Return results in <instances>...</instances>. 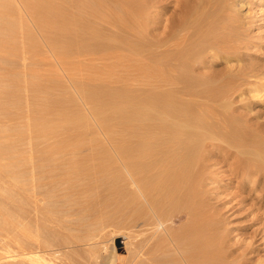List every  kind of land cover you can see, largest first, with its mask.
I'll use <instances>...</instances> for the list:
<instances>
[{"label":"rangeland","instance_id":"1","mask_svg":"<svg viewBox=\"0 0 264 264\" xmlns=\"http://www.w3.org/2000/svg\"><path fill=\"white\" fill-rule=\"evenodd\" d=\"M60 1L53 0L54 5ZM85 1L67 0V15L87 17L81 7ZM146 1L147 28L135 27L141 34L127 38L134 47L118 51L128 52L135 60L125 53L116 60L112 47L94 48V43H114L105 35L116 28L96 24L100 31L89 36L80 21L74 24L77 29L64 23L65 19L62 29L50 27L43 15L35 17L37 0H0V169L4 181L0 182V264H184L180 259L188 254H194L197 261L213 258V264H264V176L234 175L229 170L237 157H246L238 147L242 142L247 144L240 148L259 146L264 151V0H204V6L202 0H180L186 7L182 6L183 11L176 9L177 0ZM68 31L73 32V41ZM171 31L172 39L165 38ZM217 46L221 49L214 56L210 48ZM161 97H170L178 109L176 115L190 114L191 128L205 138L197 143L201 165L195 175H201L202 190L211 197L207 214L212 224L203 222L206 230L200 229L201 238L195 235V248L188 240H179V235L186 234L187 215L166 199L154 209L158 196L149 203L143 194L134 192L127 170L116 157L117 144L129 137L127 126L121 140L118 137L122 135L116 114L119 105L127 107L140 99L148 105L150 100L160 102ZM159 130L152 134H161ZM245 131L252 132V137ZM258 131L261 135L255 134ZM229 137L235 139L231 143L240 156L235 147L230 148ZM51 148L59 150L54 158ZM241 177L247 186L240 190ZM248 188L252 198L246 197ZM173 233L180 238L170 240Z\"/></svg>","mask_w":264,"mask_h":264},{"label":"bare ground","instance_id":"2","mask_svg":"<svg viewBox=\"0 0 264 264\" xmlns=\"http://www.w3.org/2000/svg\"><path fill=\"white\" fill-rule=\"evenodd\" d=\"M7 1V0H6ZM26 1V0H25ZM38 2H35L34 5L36 8V15L35 17H38V15H43L44 17V20L47 21V25H50L55 27L54 25H56L57 28H61V25H62V19H65V22L64 23H70L74 28V24L76 25L77 24V21H80V24H82L81 22L85 23V30L87 33H90L89 36L91 35L92 33V36L94 32H97L99 29V27L97 25H102L100 27H104L106 29L107 26H105L106 24L108 25L109 28H111V30L113 28H116L117 30H112L114 32H112L113 34L111 35H105L106 38L108 39H111L112 41H114V43H109L107 44V42H103L101 43V46H99V43L96 44L94 43V48H100L101 51H102V47H105V50H107V47L108 46L109 48H113L112 49V52H111V55L114 56L113 58H116L117 55H120L121 58H123L125 54H127L128 58L131 55H128V52H124V53H119L118 51L119 50H129L131 48V45L133 46L132 41L131 43H129L130 39L128 40L127 38L128 37H131V36H136L138 37L141 33L140 31H137V29H135V27L137 26H144L147 25L146 22H149L148 20V16H145L143 15V12L147 9H145L147 7V3L148 1L146 0H94L92 2V0H87L85 1V5L81 6L82 9L87 13V17H84V18H78L77 15L76 17L74 16H71L69 17L67 15V13H70L69 10L68 12L66 13L65 11V2L67 0H61L60 4H55L54 5V2L53 0H37ZM73 1V0H72ZM84 1V0H83ZM176 1V0H175ZM178 3L176 7L177 10L185 7L182 5L181 1L180 0H177ZM176 1V2H177ZM200 1V0H199ZM203 1V5L204 6V0ZM206 1V0H205ZM208 1V0H207ZM216 1V0H215ZM223 1V0H222ZM221 1V3H223ZM59 2V1H58ZM110 2L112 4H110ZM150 2V1H149ZM191 2V1H190ZM198 2V1H197ZM211 2V1H210ZM29 3V2H28ZM120 3H122L121 5H119ZM213 3V1H212ZM220 3V2H218ZM114 4V5H113ZM168 4V3H167ZM194 4V3H193ZM196 4V3H195ZM208 3H206V6H207ZM234 4V3H233ZM32 5V4H31ZM119 5V6H118ZM150 5V4H149ZM148 5V7H149ZM197 5V4H196ZM200 5V6H201ZM235 5V4H234ZM67 6V4H66ZM72 6V5H71ZM69 6V8L71 7ZM183 6V7H182ZM198 6V5H197ZM199 6V7H200ZM210 6H213V5H210ZM215 6V5H214ZM217 8H218V5L216 4ZM229 6V5H228ZM239 6V5H238ZM73 8V6H72ZM186 8V7H185ZM183 8V9H185ZM201 8V7H200ZM209 8V7H207ZM211 8V7H210ZM215 8V7H214ZM220 9H222V7H219ZM226 8V7H224ZM68 9V8H67ZM66 9V10H67ZM194 9V8H193ZM192 9V10H193ZM197 9V7L195 8ZM216 9V8H215ZM33 10V9H32ZM182 10V9H181ZM203 11V8L200 9ZM212 10V9H211ZM224 10V9H223ZM31 11V10H30ZM183 11V10H182ZM185 11V10H184ZM206 11V9H205ZM209 11V9H208ZM220 10L218 9V12ZM34 12V11H33ZM76 12V11H75ZM199 12V11H198ZM213 13L212 11H209V13ZM217 12V13H218ZM223 12V11H222ZM220 12V13H222ZM230 12V11H229ZM228 12V13H229ZM82 13V12H80ZM145 13V12H144ZM201 13V12H200ZM208 13V12H207ZM76 14V13H75ZM74 14V15H75ZM170 14V13H169ZM187 14V13H185ZM204 14V13H203ZM226 14V12L224 13ZM223 14V15H224ZM72 15V14H71ZM89 15V16H88ZM181 15V14H180ZM207 16V15H205ZM179 17V16H178ZM182 17V16H181ZM193 17V16H192ZM204 17V16H203ZM210 18V16H207V18ZM215 17V16H214ZM213 17V18H214ZM220 17V16H219ZM40 18H42L40 16ZM78 18V19H77ZM195 18V16H194ZM193 18V19H194ZM199 18V17H198ZM202 18V17H201ZM206 18V20H207ZM212 18V19H213ZM38 19V18H37ZM35 19V20H37ZM81 19V20H80ZM186 19V18H185ZM191 19V18H190ZM204 22L206 21L205 20V17L203 18ZM211 19V20H212ZM227 19V18H226ZM41 20V19H40ZM43 20V19H42ZM41 20L42 24H43V21ZM76 20V21H75ZM151 20V19H150ZM216 20V19H215ZM229 20V19H227ZM226 20V21H227ZM38 21V20H37ZM177 21V20H176ZM175 21V22H176ZM188 21V20H187ZM223 21V20H222ZM225 21V22H226ZM230 21V20H229ZM227 22L228 24L230 22ZM14 22V21H13ZM40 22V21H38ZM151 22V21H150ZM161 22V21H159ZM189 22V21H188ZM192 22V21H191ZM195 22L196 19H195ZM209 22V21H207ZM206 22V23H207ZM217 22V21H216ZM79 23V22H78ZM95 23V25H94ZM153 23V22H152ZM169 23L170 25L173 24L172 20H169ZM190 23V22H189ZM200 23V22H199ZM226 23V24H227ZM233 23V22H232ZM41 24V25H42ZM52 24V25H51ZM144 24V25H143ZM182 24V23H181ZM197 24V23H196ZM208 25H206V28H210L211 26V23H207ZM214 23H212V26H213ZM175 25V24H174ZM178 25V23H177ZM188 25V24H187ZM191 25V24H190ZM193 25H194V22H193ZM216 25H218L216 23ZM82 26V25H81ZM148 26V25H147ZM147 26L145 28H147ZM173 26V25H172ZM208 26V27H207ZM231 26V25H230ZM234 26V25H233ZM42 27V26H41ZM49 27V28H50ZM76 28L74 29H77V26H75ZM98 27V28H97ZM174 27V26H173ZM177 27V26H176ZM198 27V26H197ZM200 27V26H199ZM221 27V26H220ZM1 28V27H0ZM71 28V27H70ZM103 28V29H104ZM163 28V27H162ZM191 28V27H190ZM205 28V27H204ZM205 28V29H206ZM208 28V29H209ZM48 29V28H47ZM58 29V30H59ZM104 29V30H105ZM142 29V28H141ZM155 29V28H154ZM192 29V28H191ZM207 29V30H208ZM217 29V28H215ZM219 29V28H218ZM55 30V29H54ZM83 30V29H82ZM84 30V31H85ZM139 30V29H138ZM170 30V29H168ZM188 30V29H187ZM212 30V29H211ZM214 30V29H213ZM46 31V30H45ZM53 31V30H52ZM74 31V30H72ZM72 31H68L69 35H71L70 37V41H73V32ZM75 31H78V30H75ZM74 31V32H75ZM100 31V30H99ZM107 31V30H106ZM109 31V30H108ZM183 31V30H182ZM181 31V32H182ZM190 31V30H189ZM205 31V30H203ZM220 31V30H219ZM12 32V31H11ZM54 32V31H53ZM52 32V33H53ZM109 31L108 34L111 33ZM144 32V31H143ZM188 32V31H187ZM197 32V31H196ZM201 32V31H200ZM212 32V31H211ZM103 33V32H101ZM99 33V34H101ZM168 36H166L165 38H170L174 32H167ZM185 33V32H183ZM192 33V31H191ZM202 33V32H201ZM59 34V32H58ZM57 34V35H58ZM64 34V32L62 33ZM95 34V33H94ZM199 34V33H197ZM81 35V34H80ZM184 35V34H183ZM196 35V34H195ZM203 35V34H202ZM8 36V35H7ZM13 36V35H12ZM53 36V35H52ZM55 36V35H54ZM61 37L64 36V35H60ZM91 36V37H92ZM97 36V35H96ZM101 36H103L101 34ZM145 36V35H144ZM174 36V35H173ZM172 36V37H173ZM180 36V35H179ZM178 36V37H179ZM194 36V35H193ZM200 36V35H199ZM57 37V36H56ZM171 37V39H172ZM181 37V36H180ZM186 37V36H185ZM229 37V36H228ZM59 38V37H58ZM97 38V37H96ZM142 38V37H141ZM140 38V39H141ZM145 38V37H144ZM195 38V36L193 37ZM192 38V39H193ZM217 38V37H216ZM56 39V38H55ZM62 39V38H61ZM78 40V38H76ZM81 39H82V35H81ZM86 39V38H85ZM90 39V38H89ZM147 39V38H146ZM145 39V40H146ZM152 39V38H151ZM223 39V38H222ZM84 40V39H83ZM81 40V41H83ZM104 40V38H103ZM128 40V41H127ZM133 40V39H132ZM174 40V39H173ZM182 40V39H181ZM186 40V39H185ZM229 40V38H228ZM234 40V39H233ZM232 40V41H233ZM55 41V40H54ZM54 41H53V44H54ZM61 41V40H59ZM85 41H88V40H85ZM96 41V40H95ZM94 41V42H95ZM139 41V40H138ZM188 41H191V38L190 40ZM193 41V40H192ZM220 41V40H219ZM31 42V41H30ZM78 42V41H77ZM89 42V41H88ZM171 42V41H170ZM184 42V41H183ZM223 41H221L222 43ZM226 42V41H225ZM229 42V41H228ZM27 43V42H26ZM65 43V42H63ZM80 42H78L79 44ZM86 43V42H85ZM91 45L93 44L92 41H90ZM90 43L86 46H89ZM143 43V42H141ZM151 43V42H150ZM202 43V42H201ZM208 43V42H206ZM213 43V42H212ZM217 43V42H216ZM56 44H57V41H56ZM59 44V42H58ZM82 44V43H81ZM140 44V43H139ZM154 44V43H153ZM203 44V43H202ZM205 44V43H204ZM211 44V43H209ZM68 45V44H67ZM83 45V44H82ZM134 45L136 46H140L139 48H141L143 46V48L145 47L143 44L141 45H138L137 42L135 44L134 42ZM206 45V44H205ZM218 45V43L216 44ZM215 44L213 45L216 46ZM222 45V44H221ZM233 45V44H232ZM231 45V46H232ZM163 46V45H162ZM170 46V45H169ZM202 46V45H201ZM223 48H225L226 46L222 45ZM221 46V47H222ZM71 47V46H70ZM73 47V46H72ZM134 47V46H133ZM151 47V46H150ZM212 47V46H211ZM218 47L217 46V49L215 48H210L212 49L211 53L212 55L214 56H217L218 52H220V50H218ZM79 48H80V44H79ZM90 48V47H89ZM136 48V47H135ZM138 48V49H139ZM147 48V47H146ZM153 48V47H152ZM158 48V47H156ZM199 48V47H198ZM201 48V47H200ZM220 48V47H219ZM228 48V47H227ZM226 48V51L227 50H230V49H227ZM232 48V47H231ZM99 49V50H100ZM142 49V48H141ZM159 49V48H158ZM171 49V48H170ZM221 49V48H220ZM21 50V49H20ZM88 50V49H87ZM90 50V49H89ZM92 50V49H91ZM95 50V49H93ZM131 50V49H130ZM134 50V49H133ZM157 50V49H156ZM155 50V51H156ZM160 50V49H159ZM218 50V52H217ZM96 51V50H95ZM94 51V52H95ZM210 51V50H209ZM223 51V50H222ZM92 52V53H94ZM98 52V51H97ZM108 52V51H106ZM106 52L104 54H106ZM117 52L119 54H117ZM143 52V51H142ZM145 52V51H144ZM208 52V50H207ZM229 52V51H228ZM110 51L108 52L107 55H109L111 57V55L109 54ZM153 53V52H152ZM225 53V51H224ZM102 54V53H101ZM130 54V53H129ZM171 54V53H170ZM169 54V55H170ZM195 54V53H193ZM103 55V54H102ZM107 55H104V56H107ZM116 55V57H115ZM147 55V54H146ZM168 55V54H167ZM179 55V54H178ZM183 55V54H182ZM222 55V54H221ZM225 55V54H224ZM118 56L116 58V60L120 57ZM126 56V57H127ZM135 56V55H134ZM149 56V54L147 55ZM161 56V55H160ZM184 56V55H183ZM187 56V55H185ZM194 56V55H193ZM196 56V54H195ZM108 57V56H107ZM106 57L105 60H108V58ZM139 59L140 56H136V59ZM145 57V56H144ZM166 57V56H165ZM164 57V58H165ZM170 57V56H169ZM173 57V56H172ZM171 57V58H172ZM135 57H133L132 59H134ZM154 58V57H153ZM180 58V57H179ZM188 58V57H187ZM104 59V57H103ZM112 59V58H111ZM145 59V58H144ZM157 59V58H156ZM169 59V58H168ZM174 59V58H173ZM176 59V57H175ZM181 59V58H180ZM184 59V58H183ZM195 59V58H194ZM131 59H129L130 61ZM132 60V61H133ZM155 60V59H154ZM153 60V61H154ZM166 60V59H165ZM186 60V59H185ZM190 60V59H189ZM197 60V59H196ZM121 61V60H120ZM125 61H128L127 59ZM124 61V63H125ZM156 61V60H155ZM179 61V59H178ZM183 61V60H182ZM191 61V60H190ZM194 61V60H193ZM115 62V61H113ZM123 62V60H122ZM172 62V61H171ZM121 63V62H120ZM138 63V62H137ZM141 63V62H140ZM157 63V62H156ZM116 64V63H115ZM117 64H118V61H117ZM116 64V65H117ZM122 64V63H121ZM136 64V63H135ZM172 64V63H171ZM173 65V64H172ZM149 66V65H148ZM147 67V66H146ZM152 67V66H151ZM171 67V66H170ZM30 68V67H29ZM142 68V67H141ZM140 68V69H141ZM33 69V68H32ZM145 70V68H144ZM239 70V69H238ZM246 72V71H245ZM249 73V72H248ZM134 74V73H133ZM143 74V73H142ZM120 75V74H119ZM124 76V75H122ZM121 77V76H120ZM142 77V76H141ZM133 78V77H132ZM30 83V82H29ZM28 83V85H29ZM122 83V82H121ZM32 84V83H31ZM30 84V85H31ZM26 85V86H28ZM31 86H35V82H34V85L32 84ZM31 88V87H30ZM125 88V87H124ZM132 88V87H130ZM190 88V87H189ZM25 89V88H24ZM28 89V88H26ZM34 89V87L31 88V90ZM38 89V88H37ZM195 89V88H194ZM22 90V89H21ZM37 91V90H36ZM124 91V90H123ZM186 91V90H185ZM126 92V91H125ZM147 92V91H146ZM150 92V91H149ZM177 92V91H176ZM32 92H30L31 94ZM139 93V92H138ZM168 93V92H167ZM172 93V92H171ZM33 94H35L33 92ZM32 94V95H33ZM37 94V93H36ZM31 95V96H32ZM94 95V94H93ZM117 95V94H116ZM122 95V94H121ZM138 95V94H137ZM153 95V94H152ZM168 95V94H166ZM170 95V94H169ZM186 95V94H185ZM194 95V94H193ZM95 96V95H94ZM136 96V95H135ZM33 97V96H32ZM118 97V96H117ZM172 97V96H171ZM35 98V97H34ZM33 98V99H34ZM95 98V97H94ZM137 98V97H136ZM135 98V99H136ZM162 98V97H161ZM170 98V97H169ZM167 98V97H164L161 99L160 102H155L153 103L152 100H150L151 103H149L148 105H146V103H143V101L140 100H135L136 102L132 103L131 101V104L129 103L128 106L126 107L124 104L123 105H119V108H118V114L119 115V123L121 124L119 127L122 126V128L120 130L123 129V127L126 128V126L128 127L127 132L128 133V137L127 136V133L125 136H127L130 140L129 142L126 141V138H123L125 140V142L128 143V145H125V142L124 140L122 139V141H120V145H118V150L116 151L118 154H117V160H119L118 162L122 165V169H126L127 170V175H129V179H130V182L132 185H134V192L135 190H137V192L139 194H143L144 195V198L146 201H148L149 203L153 200L152 197H154V195H157L158 196V200L156 201L155 197V201L158 202L156 205L153 204L152 206L155 207L154 209H156V207H160V204H162V202H165L167 200V202H170L171 204H173V206L176 204L178 205V209L177 211L178 212H181V213H184L187 215V219H186V222L185 224L183 225V227L185 228V232L186 234L184 235H179V236H182V239L180 237H176V233H175V236L174 233L171 235V239L174 238L175 239H179V240H188L189 244L191 246H193L194 248L196 247L195 245V242L194 240H198L196 238L195 235L199 236L200 233V229L203 227L202 224L204 225L207 224L210 220V215L209 213L207 214V211L210 209V206H208V199L209 196H207L208 194H206V191L203 192L202 190V177L200 178V176H196V172H198V168H200V165H198V157L200 156L199 154V151L200 149L198 150V145L197 143H200L198 142L200 140V138H202V135L201 133L199 134L198 132H195L191 127H193L194 125L190 124L188 122V118L190 120V114H186L185 113V116L184 117H180L179 115H176L177 114V108H175L171 102H170V99ZM32 99V98H31ZM118 99V98H117ZM151 99V98H150ZM195 99V98H194ZM35 100V99H34ZM132 100H134L132 98ZM172 100V99H171ZM200 100V99H199ZM159 101V100H158ZM196 101V100H195ZM121 102V101H120ZM125 99L122 100V103H125ZM145 102V101H144ZM147 102V101H146ZM183 102V100H182ZM188 102V101H187ZM193 102V101H192ZM8 103V102H7ZM121 103V104H122ZM148 103V102H147ZM194 103V102H193ZM203 103V102H202ZM222 103V101H221ZM101 104V103H100ZM174 104V103H173ZM184 104V103H183ZM188 104V103H187ZM226 104V103H225ZM4 105V104H3ZM175 105V104H174ZM177 105V104H176ZM197 105V104H195ZM189 106V105H188ZM200 106V105H199ZM224 106V105H223ZM104 107V106H103ZM190 107V106H189ZM201 107V106H200ZM215 107V106H214ZM7 108V107H6ZM199 108V107H198ZM203 108V107H201ZM200 108V109H201ZM101 109V108H100ZM192 109V108H191ZM190 109V110H191ZM197 109V108H196ZM117 110V109H116ZM224 110V109H223ZM99 111V108L98 110ZM192 111V110H191ZM196 111V110H195ZM198 111V110H197ZM102 112V111H101ZM100 112V113H101ZM193 112V111H192ZM103 113V112H102ZM191 113V112H190ZM206 115V114H205ZM210 115V114H209ZM32 116V114H31ZM183 116V115H182ZM169 118V119H167ZM151 121H154V125H149ZM156 121V122H155ZM159 121V122H157ZM29 122V121H28ZM193 122V121H192ZM34 123V122H33ZM117 123V124H119ZM35 125V124H34ZM198 125V124H197ZM223 125V124H222ZM238 126V125H237ZM197 127V126H196ZM200 127V126H199ZM34 129V127H33ZM125 129V130H126ZM160 129L161 132H158V133H161V134H156V133H153L152 134V131H156ZM159 130V131H160ZM244 130V129H243ZM35 131V130H34ZM124 130L121 131H118L119 134H122V135H119L118 137L120 138L121 140V137H123V132ZM202 131V130H200ZM205 131V130H204ZM46 132V131H45ZM121 132V133H120ZM147 132H151V135H147L145 136L144 134ZM234 132V131H233ZM237 132V131H236ZM261 132V131H260ZM144 133V134H143ZM163 133V134H162ZM232 133V132H231ZM230 133V134H231ZM239 134V132H237ZM246 133V131H245ZM249 133V131H248ZM259 133V131H258ZM234 134V133H233ZM233 134L231 135L233 137ZM244 134V132H243ZM247 134V133H246ZM256 135H261L260 133L257 134L255 133ZM237 135V134H236ZM235 135V137H236ZM241 135V134H240ZM247 135H251L252 137V132L250 134H247ZM246 135V136H247ZM254 135V134H253ZM255 135V139H257ZM263 135V134H262ZM213 136V134H212ZM231 137V138H232ZM238 137V136H237ZM236 137V138H237ZM242 135H241V139H242ZM261 137V136H259ZM263 137V136H262ZM118 138V139H119ZM161 138V139H160ZM214 138V137H213ZM217 138V137H216ZM244 138V137H243ZM247 138V137H246ZM202 139H205V138H202ZM201 139V140H202ZM218 139V138H217ZM234 138L230 139L229 137V142L230 144H232L233 142L231 140H233ZM249 139V137H248ZM251 139V138H250ZM250 139H249V143H250ZM252 138V141L255 140ZM262 139V138H260ZM47 140V139H46ZM46 140H44V142H46ZM177 140V141H176ZM235 140V139H234ZM233 140V141H234ZM259 140V139H258ZM257 140V141H258ZM49 142V140H47ZM158 141V142H157ZM176 141V142H175ZM210 141V140H209ZM220 141V140H219ZM222 141V140H221ZM227 141V140H226ZM237 141V140H236ZM248 141V140H246ZM43 142V143H44ZM52 142V141H51ZM50 142V145L53 144ZM232 142V143H231ZM235 142V141H234ZM254 142V141H253ZM263 142V140H262ZM170 143V144H169ZM203 144V142H201ZM239 143V142H237ZM236 143V145H237ZM243 143H246V142H242ZM258 143V142H256ZM42 144V142H41ZM240 144V143H239ZM239 145V149H240V152L243 153L244 155H246V157L244 158H236L234 160V162L232 163L233 165H231L230 163V171L233 172L234 175L236 174H239L241 175L242 174H257L259 175L262 179V176H264V151L263 149L260 150V147L257 146V148L255 149H247L245 146L241 147L242 146ZM247 144V143H246ZM260 144V143H259ZM204 145V144H203ZM202 145V146H203ZM206 145V144H205ZM234 145V146H232ZM230 146L231 147H235V144H232ZM244 145V144H243ZM261 145V144H260ZM48 146V148H49ZM201 146V147H202ZM210 146V145H209ZM207 146H205L206 148ZM256 147V146H255ZM264 147V146H263ZM236 148V147H235ZM234 148V149H235ZM259 148V149H258ZM47 149V148H46ZM208 149V148H207ZM233 149V148H232ZM239 149L236 148L235 151H237L238 153H236V155L239 154ZM51 153H52V156L51 158L59 153V150L58 149H55V148H51ZM44 151V150H43ZM47 151V150H46ZM203 153V152H202ZM235 153V152H234ZM240 153V154H241ZM243 154H241L243 156ZM46 156V155H45ZM240 156V155H238ZM204 157V156H203ZM236 157V156H235ZM54 158V157H53ZM205 159V158H203ZM200 160V159H199ZM206 161H204L205 163ZM203 163V164H204ZM207 163V162H206ZM242 164L246 165V167H243ZM120 165V166H121ZM206 165V164H205ZM203 165V167L205 166ZM42 166V165H41ZM232 166V167H231ZM202 167V166H201ZM206 169V168H204ZM124 170V171H126ZM203 171V170H202ZM209 171V170H208ZM229 171V172H230ZM207 173V172H206ZM120 174V173H119ZM232 174V173H230ZM203 176V175H202ZM253 176V175H252ZM234 179V178H233ZM264 179V178H263ZM2 179V171L0 169V182H1ZM235 180V179H234ZM239 181V180H238ZM252 181V180H251ZM263 181V180H262ZM4 182V181H3ZM1 182V183H3ZM264 182V181H263ZM202 183V184H201ZM121 184V183H120ZM249 184V183H248ZM253 184V183H252ZM251 184V185H252ZM256 184V183H255ZM1 185V184H0ZM258 185V184H257ZM261 185H262V182H261ZM260 185V186H261ZM201 186V188H200ZM245 186H247V183H246V179L245 178H242L241 177V180H240V184L238 185V187L240 188H244ZM251 187V186H249ZM252 188H254L252 186ZM204 189V188H203ZM206 189V188H205ZM249 190L246 191L247 194H246V197L250 195L251 197V193L253 191H251V188H248ZM255 189V188H254ZM2 190V189H1ZM2 192V191H1ZM153 192H156V193H153ZM119 193V192H118ZM4 194V193H3ZM136 194V193H135ZM153 194V196H152ZM161 194V195H160ZM163 194V196H162ZM236 194V193H235ZM254 194V193H253ZM233 195V194H232ZM142 196V195H140ZM160 196V197H159ZM162 196V197H161ZM255 196V195H254ZM143 197V196H142ZM235 197V196H234ZM249 197V199H250ZM150 198V199H149ZM163 198V199H161ZM242 198V197H241ZM252 198V197H251ZM257 198V197H255ZM259 198V197H258ZM8 199V198H7ZM150 201H149V200ZM152 199V200H151ZM166 199V200H165ZM243 199V198H242ZM241 199V200H242ZM261 199V197H260ZM259 199V201H260ZM4 200V198H3ZM6 200V199H5ZM164 200V201H163ZM236 200V199H235ZM154 201V202H155ZM162 201V202H161ZM243 201V200H242ZM241 201V202H242ZM255 201V200H253ZM258 201V202H259ZM148 203V205H149ZM153 203V202H152ZM166 203V202H165ZM169 203V204H170ZM243 203V202H242ZM264 203V202H263ZM6 204V203H5ZM255 204V203H254ZM119 205V204H118ZM151 205V204H150ZM246 205V204H245ZM252 205V204H251ZM2 207V205H1ZM23 207V206H22ZM21 207V208H22ZM151 207V206H150ZM149 207V208H150ZM251 207V206H250ZM249 207V208H250ZM253 207V206H252ZM146 208V207H145ZM177 208V207H176ZM254 208V207H253ZM174 209V207H173ZM159 210V209H158ZM134 211V210H133ZM147 211V210H146ZM154 211V210H153ZM160 211V210H159ZM251 211V210H250ZM151 212V211H150ZM149 212V213H150ZM155 214H156V211H154ZM210 212V211H209ZM153 213V212H152ZM161 213V212H160ZM163 213V212H162ZM169 213V212H168ZM211 214V213H210ZM148 215V214H147ZM151 215V214H150ZM209 215V216H207ZM216 215V214H215ZM260 216V215H259ZM150 217V216H148ZM152 217V216H151ZM155 217V216H153ZM156 218V217H155ZM218 218V217H217ZM129 219V218H127ZM159 219V218H158ZM166 219V218H165ZM209 219V220H208ZM213 219V218H212ZM211 219V221H212ZM147 221V220H146ZM166 221V220H165ZM164 221V222H165ZM148 222V221H147ZM146 222V223H147ZM204 222V223H203ZM215 222V221H214ZM137 223V222H136ZM162 223V221H161ZM210 224V222H209ZM212 224V222H211ZM210 224V226H211ZM158 225V224H157ZM150 226V225H149ZM153 226V225H151ZM160 226V224H159ZM158 226V228H159ZM215 226V225H214ZM154 228V226H153ZM204 228V227H203ZM206 228V226H205ZM204 228V230H206ZM155 230V229H154ZM163 230V229H162ZM121 231V230H120ZM171 231V230H170ZM211 231V230H210ZM157 232V231H156ZM214 232V231H213ZM179 233V232H178ZM181 233V231H180ZM203 234V233H202ZM206 234V233H205ZM220 234V233H218ZM152 235V234H151ZM168 235V234H167ZM170 235V234H169ZM178 235V234H177ZM173 236V237H172ZM195 236V237H194ZM216 236V235H215ZM224 235H222L223 237ZM169 237V236H168ZM212 237V236H211ZM145 238V237H144ZM153 238V237H152ZM158 238V237H157ZM170 238V237H169ZM199 238H201L199 236ZM207 238H208V235H207ZM137 239V238H136ZM161 239V238H160ZM168 239V238H167ZM204 239V238H203ZM201 239V240H203ZM162 240V239H161ZM200 240V239H199ZM160 242V241H159ZM169 242V241H168ZM175 242V241H174ZM180 242V241H179ZM203 242V241H202ZM171 243V242H170ZM198 243H201V241H199ZM196 243V244H198ZM213 243V242H212ZM215 243V242H214ZM166 244V243H165ZM202 244V243H201ZM220 244V242H219ZM142 245V244H141ZM207 245V244H206ZM209 248H210V245H208ZM101 247V246H100ZM145 247V246H144ZM163 247V246H162ZM200 247V246H199ZM203 247L204 244H203ZM159 249V248H158ZM161 249V248H160ZM164 249V248H163ZM205 249V248H204ZM203 249V250H204ZM132 250V249H131ZM175 250V249H174ZM193 250V248H192ZM202 250V251H203ZM208 250V248H207ZM196 251H199V250H196ZM113 252V251H112ZM183 252H186V251H183ZM201 253V251H199ZM207 252V251H206ZM209 252V251H208ZM211 252V251H210ZM191 253V252H190ZM198 253V252H197ZM199 253V255H200ZM206 254V253H205ZM213 254V253H212ZM194 254L192 255H181L182 258L180 260H182L184 264H213V258H209V257H206L204 260L202 261H197V259H193V256ZM196 255V254H195ZM198 255V254H197ZM198 255V256H199ZM217 255V254H216ZM172 256V255H171ZM187 256V257H185ZM197 256V257H198ZM213 256V255H212ZM215 256V255H214ZM158 257V256H157ZM196 257V256H194ZM69 258V257H68ZM107 258V257H106ZM111 260H113L112 258H110ZM117 259V258H115ZM217 259V258H216ZM235 259V258H234ZM60 260V259H59ZM110 260V261H111ZM176 260V259H175ZM175 260L173 261V263L175 262ZM171 260H169L168 262H170ZM197 261V262H196ZM216 261V260H215ZM112 262V261H111ZM262 262V261H261ZM68 263V262H67ZM75 263V262H73ZM86 263V262H85ZM110 263V262H109ZM178 263V262H177ZM228 263V262H227ZM241 263V262H239ZM260 263V262H259ZM99 264V263H98ZM103 264V263H102ZM113 264V262H112ZM170 264V263H169ZM176 264V263H174Z\"/></svg>","mask_w":264,"mask_h":264}]
</instances>
